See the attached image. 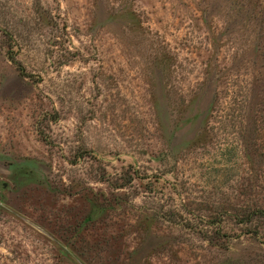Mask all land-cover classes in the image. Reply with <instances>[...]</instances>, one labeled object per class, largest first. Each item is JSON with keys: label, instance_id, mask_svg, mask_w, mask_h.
Segmentation results:
<instances>
[{"label": "rangeland", "instance_id": "rangeland-1", "mask_svg": "<svg viewBox=\"0 0 264 264\" xmlns=\"http://www.w3.org/2000/svg\"><path fill=\"white\" fill-rule=\"evenodd\" d=\"M0 264H264V0H0Z\"/></svg>", "mask_w": 264, "mask_h": 264}]
</instances>
